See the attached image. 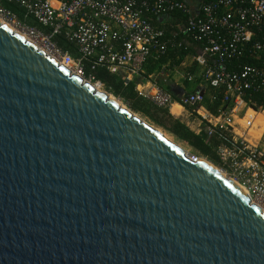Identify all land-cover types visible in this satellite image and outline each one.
<instances>
[{
    "label": "water",
    "instance_id": "water-1",
    "mask_svg": "<svg viewBox=\"0 0 264 264\" xmlns=\"http://www.w3.org/2000/svg\"><path fill=\"white\" fill-rule=\"evenodd\" d=\"M0 264H264V214L0 23Z\"/></svg>",
    "mask_w": 264,
    "mask_h": 264
},
{
    "label": "built area",
    "instance_id": "built-area-1",
    "mask_svg": "<svg viewBox=\"0 0 264 264\" xmlns=\"http://www.w3.org/2000/svg\"><path fill=\"white\" fill-rule=\"evenodd\" d=\"M2 1L0 18L73 74L85 79L88 61L91 73L105 69L136 80L138 95L173 117L174 107L188 109L197 124L192 131L214 141L219 170L264 209V0H5L23 9L24 19ZM175 14L184 19L169 24V33L154 23ZM58 36L76 47L79 59L58 46ZM182 49L193 71L170 61L146 76L150 61ZM173 73L183 83L168 89Z\"/></svg>",
    "mask_w": 264,
    "mask_h": 264
},
{
    "label": "trees",
    "instance_id": "trees-1",
    "mask_svg": "<svg viewBox=\"0 0 264 264\" xmlns=\"http://www.w3.org/2000/svg\"><path fill=\"white\" fill-rule=\"evenodd\" d=\"M2 4L6 10L13 12L20 19H24L25 11L18 5L5 0L2 1ZM179 18L181 21L184 19L182 14H175L170 18H163L161 22L154 20V23L169 33L172 30L169 24L177 23V19L180 20ZM27 23L41 28L30 19L27 20ZM55 41L61 49L69 51L74 59H79L80 55L78 54L76 47L69 43L64 37L58 36L55 38ZM191 51H194L193 47L191 48ZM187 54V51L182 49L178 51V53H169L159 61H150L146 69V76L155 72L161 64L170 61L172 64H176L177 68L182 72L193 71L194 69L188 64L186 59ZM177 55H180L179 59L176 58ZM84 77L85 79L94 77L95 81L101 82L105 89V93L111 96L114 100H121L133 113L149 119L153 125L192 148L200 157L219 165L218 158L214 152V141L212 143L207 142L204 135H196L185 123L173 117L168 109H159L150 101L141 98L136 91V80L125 82L120 76L110 74L105 69H98L96 72L91 73L90 63L88 61H84Z\"/></svg>",
    "mask_w": 264,
    "mask_h": 264
},
{
    "label": "rangeland",
    "instance_id": "rangeland-1",
    "mask_svg": "<svg viewBox=\"0 0 264 264\" xmlns=\"http://www.w3.org/2000/svg\"><path fill=\"white\" fill-rule=\"evenodd\" d=\"M16 31H18L17 29H16ZM19 32V31H18ZM174 74V73H173ZM170 79V80H169ZM168 79V81H167V85H171V84H173L175 81H177L178 83H183V78L181 77V75H179V74H174V75H172V76H170V78ZM85 81H88V79L87 80H85ZM89 82V81H88ZM93 86H95L94 84H93V82L91 83ZM96 88H97V86H95ZM98 89V88H97ZM101 89L102 90H105L104 89V87L101 85ZM101 91V90H100ZM102 92V91H101ZM119 100V99H118ZM118 100H116V101H118ZM120 104H122L124 107H127L121 100H119L118 101ZM128 108V107H127ZM134 114H136V113H134ZM136 116L137 117H139V118H141L143 121H145L147 124H149V125H151V126H153V127H155V128H157V129H159L161 132H163L166 136H167V138L169 137L174 143H176V144H178L181 148H183L186 152H187V154L189 155V156H191V157H196V158H200V159H198V160H202L203 162H205V163H207V164H209L211 167H213L217 172H219L220 174H221V171L219 170V168H218V165L217 164H214V163H212V162H210V161H208L207 159H205V158H203V157H200L192 148H190L189 146H187V145H185V144H183V143H181L180 141H178V140H176L172 135H170L169 133H167V132H165V131H163L162 129H160V128H158V127H156L155 125H153V123L151 122V121H149V119H147V118H145V117H143V116H141V115H139V114H136ZM180 119H183V118H180ZM179 119V120H180ZM184 121L186 122V120L184 119ZM223 176H225V175H223ZM225 177H227V176H225Z\"/></svg>",
    "mask_w": 264,
    "mask_h": 264
},
{
    "label": "bare ground",
    "instance_id": "bare-ground-1",
    "mask_svg": "<svg viewBox=\"0 0 264 264\" xmlns=\"http://www.w3.org/2000/svg\"><path fill=\"white\" fill-rule=\"evenodd\" d=\"M0 23H2V24H4V25H6L7 27H9L10 29H12L15 33H17L18 35H21L22 37H24L25 39H27V40H29V41H31V42H33L36 46H37V48L39 49V50H41V51H43V52H45L47 55H49L51 58H53V59H55L57 62H59V59H57L56 57H54L53 55H51L49 52H47L44 48H42L36 41H34V40H32L31 38H29L27 35H25L24 33H21L20 31L18 32V31H16V29L12 26V25H10V24H8V23H6L5 21H3L1 18H0ZM68 69H69V71L70 72H72V70L69 68V67H67ZM67 69V70H68ZM73 73V72H72ZM86 83H88V84H90V85H92L90 82H88V81H85ZM94 84V83H93ZM95 86H97V88L95 87V86H93V88L96 90V91H98V92H100V93H102V94H104L108 99H110V100H114L111 96H109V95H107L106 93H105V91L104 90H102L101 89V87L99 86V85H97V84H94ZM102 92H101V91ZM114 101H116V100H114ZM119 105H121L122 107H124L122 104H120L118 101H116ZM125 109H126V107H124ZM180 107H178V106H176V107H174V111L173 112H175V113H179V111H180ZM166 136V135H165ZM167 137V136H166ZM168 139H170L169 137H168ZM171 140V139H170ZM172 141V140H171ZM186 152V151H185ZM187 153V152H186ZM188 155V154H187ZM189 156V155H188ZM189 157H191V156H189ZM198 159H200V158H197V161L201 164V165H203V166H206L207 168H209V169H211V170H213V171H215V172H217L213 167H211L209 164H207V163H205V162H203L202 160H198ZM217 173H219V172H217ZM220 174V173H219ZM220 175H225L224 173H222L221 172V174ZM226 176V175H225ZM224 176V177H225ZM227 178V177H226ZM228 179V178H227ZM230 180V179H229ZM230 182H232L234 185H236L238 188H240L246 195H247V193L245 192V190L241 187V186H239L236 182H234V181H232V180H230ZM248 196V195H247ZM253 204V203H252ZM254 206H256L255 204H254ZM257 208H259L260 210H261V208L260 207H258V206H256ZM261 212L264 214V209H262L261 210Z\"/></svg>",
    "mask_w": 264,
    "mask_h": 264
},
{
    "label": "crops",
    "instance_id": "crops-1",
    "mask_svg": "<svg viewBox=\"0 0 264 264\" xmlns=\"http://www.w3.org/2000/svg\"><path fill=\"white\" fill-rule=\"evenodd\" d=\"M167 88H169V85H168ZM169 89H171V88H169ZM173 89H174V88H173ZM173 111H174V109H173ZM180 113H181V114H180ZM187 113H188V109H186V108H184V109H180L178 116L175 115V117H176L177 119L183 118V119H180V120H181L183 123H185V124L191 129V130H193V129L196 128L197 124L192 122V121H193L192 118H188V117H187ZM184 119L186 120V122L184 121Z\"/></svg>",
    "mask_w": 264,
    "mask_h": 264
}]
</instances>
